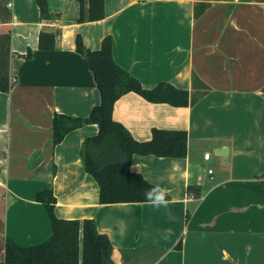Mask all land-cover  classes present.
Returning <instances> with one entry per match:
<instances>
[{
	"label": "crops",
	"instance_id": "obj_1",
	"mask_svg": "<svg viewBox=\"0 0 264 264\" xmlns=\"http://www.w3.org/2000/svg\"><path fill=\"white\" fill-rule=\"evenodd\" d=\"M207 1L195 19L196 0H106L103 20L77 23L75 0H49L51 20L36 0H0L12 83L0 91V263L6 238L30 247L51 237L37 194L52 189L57 217L93 219L109 236L111 264H264V0ZM43 30L60 31L55 50L39 49ZM78 35L92 50L112 36L116 63L145 89L207 88L194 106L134 92L115 103L114 119L138 141L154 129L187 132L185 158L133 157L132 170L169 196L164 203L100 204L81 156L98 125L54 146L55 114L87 118L101 101ZM193 73L206 88H193Z\"/></svg>",
	"mask_w": 264,
	"mask_h": 264
},
{
	"label": "trees",
	"instance_id": "obj_2",
	"mask_svg": "<svg viewBox=\"0 0 264 264\" xmlns=\"http://www.w3.org/2000/svg\"><path fill=\"white\" fill-rule=\"evenodd\" d=\"M80 5L77 23L103 20L106 17V0H75ZM194 17L198 19L211 6L207 0H196ZM199 1V2H198ZM43 20H51L49 0H36ZM60 31H41L39 49H56ZM10 31L0 33V91L12 88L9 57ZM112 36L103 39L99 50L86 46L83 37L76 38V51L88 59L100 93V104L95 106L89 117H73L55 114L53 120V144L59 145L76 129L87 125H98L97 135L88 137L82 146V162L85 171L99 185L100 204L147 203L145 193L157 187L132 170L135 155L170 158H185L188 154V135L185 131L154 129L149 141H138L114 119L115 103L125 94L134 92L152 103H166L175 107L194 106L206 94L207 88L196 73L192 75L193 88L205 87L199 94L179 89L167 82H160L153 89H145L142 83L120 67L113 52ZM5 58H4V57ZM190 194L199 197L196 187L188 188ZM197 192V193H196ZM164 199H169L165 196ZM37 201L48 209L52 222L51 237L38 245L25 247L12 239L5 240V261L0 264H111L114 246L109 236L102 234L93 219H62L56 216L57 198L52 189H43Z\"/></svg>",
	"mask_w": 264,
	"mask_h": 264
},
{
	"label": "clouds",
	"instance_id": "obj_3",
	"mask_svg": "<svg viewBox=\"0 0 264 264\" xmlns=\"http://www.w3.org/2000/svg\"><path fill=\"white\" fill-rule=\"evenodd\" d=\"M145 195L149 200L153 201V203L157 205L165 202V193L164 191L159 190L158 188L147 191Z\"/></svg>",
	"mask_w": 264,
	"mask_h": 264
},
{
	"label": "rangeland",
	"instance_id": "obj_4",
	"mask_svg": "<svg viewBox=\"0 0 264 264\" xmlns=\"http://www.w3.org/2000/svg\"><path fill=\"white\" fill-rule=\"evenodd\" d=\"M3 57H4V56H3ZM4 58H5V57H4ZM4 67H5V66H4ZM4 67H3V63H0V72L3 71Z\"/></svg>",
	"mask_w": 264,
	"mask_h": 264
},
{
	"label": "built area",
	"instance_id": "obj_5",
	"mask_svg": "<svg viewBox=\"0 0 264 264\" xmlns=\"http://www.w3.org/2000/svg\"><path fill=\"white\" fill-rule=\"evenodd\" d=\"M209 157H210V154L207 153V154L205 155V158H206V159H209Z\"/></svg>",
	"mask_w": 264,
	"mask_h": 264
}]
</instances>
